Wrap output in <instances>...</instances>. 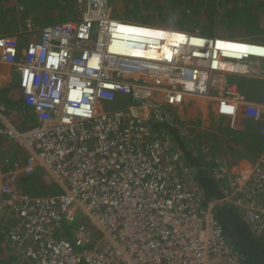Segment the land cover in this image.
<instances>
[{"label": "built area", "instance_id": "obj_1", "mask_svg": "<svg viewBox=\"0 0 264 264\" xmlns=\"http://www.w3.org/2000/svg\"><path fill=\"white\" fill-rule=\"evenodd\" d=\"M78 7L81 18L41 31L28 19L19 31L30 36L25 44L0 35L1 60L19 73L23 99L39 119L20 130L0 107V133L25 149L23 160L0 165L1 248L22 254V264H245L217 206L240 208L264 233V154L247 168L216 160L213 174L223 189L206 204L183 151H172L141 109L159 93L171 104L187 94L212 96L217 84L224 89L218 88L219 112L243 116L250 129L263 119L264 90L256 102L225 75L262 71H228L221 60L264 56L227 57L206 45L172 61L133 58L110 49L123 35L109 0H78ZM118 99L135 103L105 109ZM39 171L61 191H22L21 178ZM63 221L79 223L72 239L58 232Z\"/></svg>", "mask_w": 264, "mask_h": 264}, {"label": "trees", "instance_id": "obj_2", "mask_svg": "<svg viewBox=\"0 0 264 264\" xmlns=\"http://www.w3.org/2000/svg\"><path fill=\"white\" fill-rule=\"evenodd\" d=\"M119 1L120 0H110V5H114V9L117 10V4ZM122 1L125 3L123 7L124 13L134 16L132 18L148 16L150 18L158 17V19H161L164 22V25L159 26L170 27L174 25L180 31L184 30L191 32L192 30H195L197 26L203 24V18L207 19L210 16V12H207L209 9H206L208 0ZM22 2L24 5H27L26 0H0V21L2 20V24H13L16 19V16H12L14 14L18 16L17 19H19L20 22L25 16H27L18 10V4ZM46 2V5L38 4L44 6L40 11L48 13L49 11L56 12L53 14V17L58 15V12L60 11H63L62 15L66 18L68 16L75 17L77 12L81 13V10L76 7V0H46ZM209 2L213 4L211 10V25L213 26L216 24L214 18L216 13H218L220 15L219 27L222 28V26H224L226 28V30H224L225 32H220L222 36H217L222 38L215 40V45H217L219 49L226 50L230 55L234 54L236 51H242L256 54L258 56H264V45L246 43L243 41V43L239 41L235 42L231 41L233 38L223 36L235 35L241 38L242 36H245L250 37L253 40H264V0H209ZM143 3H145V7H143ZM149 4L153 6V9L148 6ZM173 19L174 21H172ZM35 21L37 22V20ZM2 31L3 29L0 28V34H3ZM221 62L223 67L224 62ZM227 80L230 84H235L240 91L244 86H247L245 83L246 80L251 81V85L261 81L260 79L254 80L253 78H246L234 74H228ZM248 91L250 90L246 91L248 94H246L247 96H252L251 92H254L255 94L253 95L257 96L258 94H261V91L258 92L259 89H254L251 92ZM18 100H21V98H18ZM143 107H147V105ZM154 108L156 109V112L160 109L159 107ZM261 122L262 121L258 122L257 125L255 123L251 124L248 132L238 128L235 129L233 126L218 127L219 129L216 128L215 130H211L212 132L210 133L207 132L208 134H205L206 130L198 129V133L202 136L203 140L198 145L200 147L194 153L190 151L192 150L190 148L191 144L187 145L179 139L180 137L178 138L179 135L172 137L174 144H182L181 146L183 148L180 149L183 150L186 159L185 162L194 170L193 174L196 179L199 180L200 186L206 196V204L208 200L221 195L223 186H221L222 181L216 178L213 174V169L217 166V163L211 161L210 163L208 162L209 160L214 159L209 155V158L207 157V159L203 160V154L205 152L202 150V146L209 145L212 146V149L221 146L230 151V155H228L227 160L225 161V164L229 168L232 167L237 158H241L242 156H248L255 161L264 154V134L261 133V130H264V127H261ZM32 124H30V127L35 125ZM172 125V123L166 122V125L162 127L158 125L155 129L160 134L165 131L166 133L173 132V136L174 134L177 135L174 128L175 126L173 127ZM196 138L197 137H195V139ZM14 144L16 145L17 150L14 151V154L10 157L12 159H10L11 163L19 159V157L22 156L21 154L25 155V149L16 143ZM205 163H209V165L206 166ZM0 164L2 165L1 161ZM21 188L22 191L35 195L55 194L61 191L58 184H55L51 179H46L45 173L42 171L30 176L22 177ZM217 214L226 234L231 238V242L234 244L237 251L241 253L244 263L264 264V233L258 232L249 222L246 221L243 210L231 203H224L217 206ZM78 224L79 223H74L72 226H69L66 221H63V223L60 224L58 232H65V234L72 239V227H76ZM5 235L6 232L0 230V243L4 240ZM16 258V254L8 252L0 246V264H17Z\"/></svg>", "mask_w": 264, "mask_h": 264}, {"label": "crops", "instance_id": "obj_3", "mask_svg": "<svg viewBox=\"0 0 264 264\" xmlns=\"http://www.w3.org/2000/svg\"><path fill=\"white\" fill-rule=\"evenodd\" d=\"M44 6L42 5H37L36 8L33 6L29 5L28 9V16H25V18H32L35 24V27L37 28L38 31H41L43 27L47 25L54 24V20L56 16L60 15L63 13V11L58 12V15L53 17L54 12H43L40 11ZM13 17L16 16L15 22L13 24H2V20L0 21V28L3 29L2 33L3 34H14L17 31L20 30L22 25H25V18L22 19L20 22L19 19H17V15H12ZM20 18V17H19ZM37 20V22L35 21ZM143 25V24H141ZM172 27V26H171ZM36 32L35 36L37 39L40 38L39 32ZM29 36H26L28 38ZM25 43V41L23 42ZM240 52V51H239ZM240 53H247V54H252L249 52H240ZM240 54V55H242ZM232 55H237L236 52ZM239 55V56H240ZM256 55V54H252ZM258 56V55H256ZM1 57V55H0ZM259 66L262 67L264 66V58H261V60H258L257 63ZM228 68H233L236 65L234 63L228 62L225 64ZM260 67V68H261ZM264 72V70H263ZM19 73L12 67L10 64H7L3 60L0 59V107L1 106H6L5 111L2 112V114L12 123L14 124L18 129L24 130L28 127H30V124H35V118H34V111L31 107L27 106L24 99H23V94L20 91H17L19 88ZM227 80V77L225 78ZM255 80V78H253ZM228 81V80H227ZM255 82V81H254ZM229 83V82H228ZM262 83L263 81H259L258 83H254L253 86L255 90L259 89L258 92L261 91L262 89ZM233 86H236L235 84H232ZM245 88V86H244ZM241 89V93L247 94L246 91ZM20 90V88H19ZM221 90H224L221 88ZM244 90V91H242ZM219 92L216 91L212 96L206 97V96H201V95H196V94H187L184 98V101L181 103H176V104H171L168 103V101L165 99V96L163 94H158V96L162 99L160 101L161 105L158 107L160 108L157 112L156 115L151 113L153 106L150 108L145 107L143 111H141L142 114L144 115H149L150 119L155 118L157 120L158 125L161 127L166 125V122L172 123L173 127L175 126V122H179L182 124V131H186L187 128H190V130H193L192 128L195 127L193 124H195L196 121L199 122L200 126L206 130L210 129L212 130L213 127L220 128V125H214L213 121L220 120L224 116L220 115L218 113V99L220 98ZM255 94V93H254ZM12 95L16 96V100L12 102ZM248 95V94H247ZM250 97V96H248ZM255 98H251V100H254L258 102L260 100L261 95L258 94L254 95ZM18 98H21V100H18ZM159 99V100H161ZM141 106V105H139ZM141 108V107H140ZM1 109V108H0ZM9 113L12 116H20V120L17 124L14 122V120H11L10 117L6 114ZM214 119V120H213ZM225 119V118H223ZM227 121V118L225 119ZM174 121V123H173ZM223 121V120H222ZM245 119L240 118L239 119V124H243ZM261 127H264V116L263 119L261 120ZM229 122V120H228ZM32 124V125H33ZM158 125L153 124V127H157ZM197 125V124H196ZM222 125L224 127V123L222 122ZM250 125V124H249ZM251 126V125H250ZM166 129V127H165ZM242 131V130H239ZM223 132V131H222ZM163 138L169 140L173 146L171 147L172 151H175L176 149H180V143H175L172 140V137L178 136V134H174L173 132L166 133L165 131L162 133ZM180 136H178L179 138ZM0 138L8 140V138L4 135H0ZM0 140V142L2 141ZM182 140V138H179ZM4 141V140H3ZM5 142V141H4ZM212 144V143H211ZM182 149V148H181ZM202 150L206 153L203 154V160L207 158V156L210 155L212 146L209 145H203ZM183 151V150H182ZM2 153V152H1ZM184 154V153H183ZM184 156V155H183ZM182 156V157H183ZM206 157V158H205ZM185 158V157H184ZM252 158L248 156H242L241 158H237L235 160L234 164L237 163L236 166L234 164L232 165L231 168H236V167H242V168H247L249 167L248 164H250L252 161ZM2 161V160H1ZM183 161V158H182ZM186 161V159H185ZM183 161V162H185ZM1 165V164H0ZM188 166V164H185Z\"/></svg>", "mask_w": 264, "mask_h": 264}, {"label": "rangeland", "instance_id": "obj_4", "mask_svg": "<svg viewBox=\"0 0 264 264\" xmlns=\"http://www.w3.org/2000/svg\"><path fill=\"white\" fill-rule=\"evenodd\" d=\"M27 1V5L29 6H33V7H35L36 8V6L38 5V4H43V5H46L47 4V2H46V0H26ZM140 2H141V0H140ZM131 4V3H130ZM124 5H125V3L122 1V0H120L119 2H118V4H117V10H115L114 8H115V6L114 5H112V14L115 16V17H118V18H120V19H122V20H124V21H128V22H132V23H136V24H144V25H147V26H157V27H159V25H164L163 23V21L161 20V19H158V17H153V18H150L149 16L148 17H137V18H132V17H134V16H130V15H127V14H125L124 13ZM141 5H142V3H141ZM131 6H132V4H131ZM149 7H153V6H151L150 4L148 5ZM143 7H145V3H143ZM212 7H213V4L211 3V2H209V0H208V5H207V8L206 9H209V11H207V12H210V16H209V18H207V19H204L203 18V20H204V22H203V24L201 25V26H197L196 28H195V30H192L191 32L193 33V35H194V33H196V34H200V35H202V36H205V37H208V36H210V37H217V36H222L221 34H220V32L222 33V31H224V30H226V28L224 27V26H222V28H220L219 26H220V24H219V19H220V15L218 14V13H216V16H215V20H216V24H214L213 26L211 25V21H212V16H211V10H212ZM153 9V8H152ZM81 17V13H79V12H77L76 13V16L75 17H72V16H68L67 18L66 17H64L62 14H60V15H58V16H56L55 17V19H53L54 21V23H58V22H62V21H65V20H67V19H78V18H80ZM130 18H132V19H130ZM172 21H174V19L172 20ZM200 23H202V22H200ZM224 25H225V23H224ZM170 26V25H169ZM160 28V27H159ZM161 28H170V29H176V30H179L176 26H170V27H161ZM181 31H184V30H181ZM186 33L188 32V31H185ZM225 32V31H224ZM192 33H190V34H192ZM223 36H226V37H228V38H233V39H238V40H233V39H231V41H235V42H242V41H245V40H251V41H253V42H257V43H260V44H264V40H261V39H258V40H253V39H251L250 37H245V36H242V38L241 37H239V36H235V35H223ZM240 40H242V41H240ZM243 43V42H242ZM190 50V49H189ZM187 52V51H186ZM242 52V51H241ZM236 54L239 56L240 54H242V53H240L239 51H236ZM258 60H261V58L260 57H250V58H245V61H243L244 63H242L241 61V63L244 65V67L245 68H247V67H249V66H251V67H255L256 69H260V71H263L264 70V66L262 65V67L261 66H259L257 63H258ZM261 67V68H260ZM262 75V72H261V74H255V75H253V77L254 78H257V77H262L261 76ZM220 76V75H219ZM226 76V75H225ZM264 76V75H263ZM217 76H215V78H216ZM227 77V76H226ZM245 83H246V85L247 86H245V88H244V90L245 91H247V90H250V91H248V92H251V91H253L254 90V86L253 85H251V81H249V80H246L245 81ZM222 88V86L221 85H217L216 84V88H212V92H216L217 90H218V88L221 90V88ZM17 91H19V93H20V90H19V88L17 89ZM254 92H251V95L252 96H250V97H252V98H255L254 97ZM160 98H157L156 99V101L153 103V107H158L159 105H160V101H162V99L161 100H159ZM16 100V96L15 95H12V102L13 101H15ZM128 103H135V101L134 100H131L130 102L129 101H127V102H124V100H121V99H118V100H116V101H113V102H110V103H106L105 104V109L106 110H115V109H117V108H121V107H125V106H127L128 105ZM150 103V102H149ZM5 108H6V106H5ZM155 112H156V109L155 108H152V110H151V113L152 114H155ZM9 117H10V119L11 120H14V122L15 123H17V124H20V123H18L19 122V120H20V116L18 115V116H16V117H14V116H12L11 114L9 115V113H6ZM223 118H225V117H223ZM223 118H221L220 120H217V121H213V123H214V125H220V123H221V125H220V128L223 126L222 125V122L225 124L224 126H228V119H227V121L225 120V119H223ZM214 120V119H213ZM223 120V121H222ZM150 122H152L153 124H156V125H158V123H157V120L155 119V118H153V119H150ZM197 124V125H196ZM195 127H193L192 129L193 130H190V128H187L186 129V131H182V124H180L179 122H176L175 123V131L177 132V134L180 136V138H182V141L183 142H185L187 145L188 144H191V149L192 150H190V151H192L193 153L195 152V151H197V149L200 147V146H198L199 144H200V142L203 140L202 139V136H200V134L198 133V129H203L201 126H200V124H199V122L198 121H196L195 122V124H193ZM216 129V127H213V129L212 130H215ZM219 129V128H218ZM241 129L242 130H244L245 129V125H242L241 126ZM250 130V129H249ZM249 130H244L245 132H248ZM223 131V130H222ZM207 132H212L210 129H206V131H205V134H208ZM0 135H3V134H1L0 133ZM198 135V136H197ZM195 137H197L196 139H195ZM2 139V138H1ZM0 139V140H1ZM5 142H4V141ZM180 147L181 148H183L181 145H180ZM17 150V148H16V145L11 141V140H6L5 138L4 139H2V141L0 142V161L2 162V164L3 165H5L6 167L8 166V162L6 163V160H10L11 158L10 157H12V154H14V151H16ZM222 151V152H221ZM2 152V153H1ZM218 152H221V153H218ZM206 153V152H205ZM22 155V156H21ZM20 156L21 157H19V159H24L25 158V155L24 154H21ZM184 155V154H183ZM228 155H230V151H228L227 149H225V148H222L221 146H217L215 149L213 148L212 150H211V153H210V156L214 159V160H209L208 162L210 163V161L211 162H216V160H218V162H220V164H223V166L224 165H226L225 164V161L227 160V157H228ZM208 158H209V156H207ZM183 158V161H185V158H184V156L182 157ZM206 158V157H205ZM207 159V158H206ZM253 159V158H252ZM12 160V159H11ZM9 163H11V162H9ZM185 164H187L186 162H184ZM209 163H205V165L206 166H208L209 165ZM249 165V164H248ZM239 168H242V167H239ZM196 179V178H195ZM196 182H197V185H198V180L196 179ZM198 193H199V195H200V197L205 201V199H206V196H205V194H204V192L202 191L201 193L198 191ZM214 199V198H213ZM213 199H210V200H208L207 201V203L208 202H210V201H213ZM220 206V205H219ZM0 230H2V228H1V225H0ZM227 235V234H226ZM227 238L228 239H230L231 240V238H229V236L227 235ZM232 241V240H231ZM8 254V253H7ZM13 254H16L17 255V258H16V260H17V264H22L21 262H22V260H21V255L22 254H17V253H13Z\"/></svg>", "mask_w": 264, "mask_h": 264}, {"label": "bare ground", "instance_id": "obj_5", "mask_svg": "<svg viewBox=\"0 0 264 264\" xmlns=\"http://www.w3.org/2000/svg\"><path fill=\"white\" fill-rule=\"evenodd\" d=\"M116 25L117 29L123 35V39H118L119 42H117L110 48L111 51L122 53L124 55H129L133 58H144L146 60L155 61H172L174 59L175 54H177L178 57H182L183 55H185L186 51L191 50V52L194 53L200 52L201 46L205 47L207 45L209 47H212V49L217 47V45H215V40L218 39L208 40L204 36L193 35L188 32L186 33L185 31H180L176 29H168L161 27L159 28L155 26L123 22H117ZM130 39L137 41H134L133 45H125V42H128V40ZM222 53L227 57H233L238 59L249 55L247 53H243L240 56L230 55L228 52H226V50H222ZM221 61L224 62L223 68L232 69L225 66L227 61ZM158 63H153L150 65L158 66ZM164 65L167 66V64ZM34 118L36 121L35 124H37V122H39L37 115H34ZM197 203L198 202H194L192 205H196Z\"/></svg>", "mask_w": 264, "mask_h": 264}, {"label": "clouds", "instance_id": "obj_6", "mask_svg": "<svg viewBox=\"0 0 264 264\" xmlns=\"http://www.w3.org/2000/svg\"><path fill=\"white\" fill-rule=\"evenodd\" d=\"M77 1V5H76V7L78 8V9H80L79 7H78V0H76ZM21 6H23V8H21ZM109 6L111 7V10H112V6L110 5V0H109ZM28 9H29V6L28 5H24L23 4V2L22 3H19L18 4V10H19V12H21L22 14H28ZM81 10V9H80ZM82 11L83 10H81V15H82ZM28 16V15H27ZM112 16L114 17V18H116V19H120V18H118V17H115L113 14H112ZM81 18V17H80ZM28 19H31L32 21H33V19L32 18H26L25 20L27 21ZM67 20H69V19H67ZM67 20H65V21H67ZM122 22H124V23H132V22H128V21H124V20H122V19H120ZM26 21H25V23H26ZM63 22V21H62ZM136 24V23H135ZM144 25V24H143ZM23 26V25H22ZM48 26V25H47ZM46 27V26H45ZM155 27H157V26H155ZM159 27H163V26H159ZM44 28V27H43ZM22 29V27L20 28V30ZM19 30V31H20ZM19 31H17L16 33H14V34H0V35H8V36H19V38L21 37L22 38V40H23V42L25 41H27V40H29L30 39V36L29 35H27V34H23L22 36L19 34ZM188 33H192V32H189L188 31ZM193 34V33H192ZM194 35H199V36H202V35H200V34H196V33H194ZM26 36H29L28 38H26ZM205 37V36H204ZM205 38H208V39H212V40H214V39H219V38H222V37H210V36H208V37H205ZM224 39H228V38H224ZM233 40H235V39H233ZM236 40H238V39H236ZM240 41H242V40H240ZM243 42H246V43H253V44H259V45H264V44H260V43H256V42H252V41H248V40H245V41H243ZM25 44V43H24ZM24 44H21V46H23ZM260 58H264V57H260ZM0 59H1V57H0ZM226 61H230V62H232V63H234L236 66L235 67H233L232 69H238V71H243L244 69H245V67H244V65L242 64V63H244L243 61H236V60H233V59H227ZM232 69H228V71H233ZM241 73V72H240ZM234 74V75H240V76H243V77H246V78H254L252 75H243V74ZM228 74H232V73H228ZM227 74V75H228ZM226 75V76H227ZM264 72L262 71V77H257V78H255V79H260L261 81H263V83H262V89H261V97H262V94H263V90H264ZM225 76V77H226ZM19 78H20V75H19ZM19 83H20V79H19ZM19 87V86H18ZM218 91V90H217ZM159 94H161V93H159ZM214 94V92H212V95ZM196 95H199V94H196ZM157 97L155 98V99H153V100H151V101H148V102H146L145 104H147V108H150V107H152L153 106V103L156 101V99L157 98H160L158 95H156ZM201 96H206V95H201ZM210 96V95H209ZM209 96H206V97H209ZM261 97H260V100H261ZM248 98H250L251 99V97H248ZM161 99V98H160ZM259 100V101H260ZM184 101V100H183ZM182 101V102H183ZM150 102V103H149ZM181 103V102H180ZM160 105H161V103H160ZM146 106V105H145ZM5 107V106H4ZM145 107H142V111H143V109H144ZM218 109H219V100H218ZM218 113L220 114V115H222V116H224L225 118H227L228 120H229V123H228V126H231V124L234 122L235 124H238L239 125V127H238V129H241V125H245V131L246 130H249V129H247L246 128V126H247V124H245V121H244V123L242 124H239V119L240 118H244L243 116H237L236 118H231L230 116H228V115H224V114H221L220 112H219V110H218ZM245 119V118H244ZM149 120H150V118H149ZM152 125H153V123L152 122H150ZM252 162H253V160H251ZM216 163V162H215ZM235 165H237V163H235L234 164V166ZM192 175H193V180L194 181H196V177L194 176V174H193V172H192ZM198 180V179H197ZM198 187H199V189L201 190V191H203L202 190V188H201V186H200V182H199V180H198ZM221 205V204H220Z\"/></svg>", "mask_w": 264, "mask_h": 264}]
</instances>
